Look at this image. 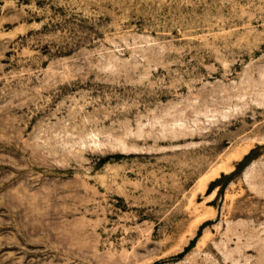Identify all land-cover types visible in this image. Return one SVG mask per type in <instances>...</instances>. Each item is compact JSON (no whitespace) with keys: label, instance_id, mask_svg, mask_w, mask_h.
<instances>
[{"label":"rangeland","instance_id":"1","mask_svg":"<svg viewBox=\"0 0 264 264\" xmlns=\"http://www.w3.org/2000/svg\"><path fill=\"white\" fill-rule=\"evenodd\" d=\"M0 264H264V0H0Z\"/></svg>","mask_w":264,"mask_h":264},{"label":"bare ground","instance_id":"2","mask_svg":"<svg viewBox=\"0 0 264 264\" xmlns=\"http://www.w3.org/2000/svg\"><path fill=\"white\" fill-rule=\"evenodd\" d=\"M230 163V162H229ZM227 164H228V162H227ZM221 170H226V171H228L229 169H228V167H227V165L226 166H220L215 172H214V176H216V175H218L219 174V172L221 171ZM213 175H212V177H213ZM207 184V183H206Z\"/></svg>","mask_w":264,"mask_h":264}]
</instances>
